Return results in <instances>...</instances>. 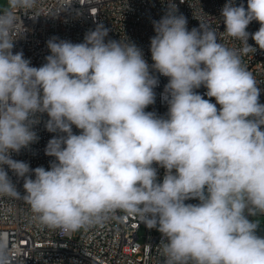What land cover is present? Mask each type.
Instances as JSON below:
<instances>
[{
  "label": "clouds",
  "instance_id": "clouds-1",
  "mask_svg": "<svg viewBox=\"0 0 264 264\" xmlns=\"http://www.w3.org/2000/svg\"><path fill=\"white\" fill-rule=\"evenodd\" d=\"M36 4L7 0L0 12V196L22 199L40 226L65 232L117 212L136 216L161 234V264H264L253 219L264 215V103L242 61L257 51L250 36L264 50V0L222 7L223 33L238 49L203 21L189 30L168 0L152 21L151 65L135 42L106 40L110 29L98 24L80 43L49 38L39 67L13 52L14 10ZM252 21L260 27L249 33ZM154 73L168 78L163 116L145 110L156 101ZM39 114L56 134L48 169L12 158L38 141ZM5 166L23 179V196ZM0 264H15L6 232Z\"/></svg>",
  "mask_w": 264,
  "mask_h": 264
},
{
  "label": "built area",
  "instance_id": "built-area-1",
  "mask_svg": "<svg viewBox=\"0 0 264 264\" xmlns=\"http://www.w3.org/2000/svg\"><path fill=\"white\" fill-rule=\"evenodd\" d=\"M226 2L174 0L177 14L186 17L189 30L198 28L200 21H203L217 31L221 43L238 49L241 47L240 41L223 33L225 25L221 9ZM234 3L247 7V0H234ZM167 10L168 0H37L32 10H14L18 21L13 33V39H17L13 52L22 50L31 65L39 67L50 54L46 44L49 38L55 36L80 43L87 31L103 24L110 29L106 40L128 38L143 50L145 59L151 65L150 38L155 35L152 21L159 20ZM259 27L257 21H252L246 30L254 33ZM248 43L257 51L242 56V61L258 82L261 89L259 99L264 103V50H259L251 36ZM154 74L159 78V85L154 89L156 101L145 110L163 116L167 113L168 105L161 94L168 78ZM196 91L204 95L207 89L201 87ZM204 98L209 99L206 95ZM211 102L215 103V99L211 98ZM39 119L40 123L34 126L38 141L20 153H12V158L28 163L32 169L39 166L48 169L54 158L45 155V148L56 134L45 129L47 114H39ZM79 131L73 126L74 133L79 134ZM5 169L23 196V179H17L7 166ZM158 174L162 180L164 169L159 168ZM186 203L195 204L198 201L189 200ZM142 227L145 234L144 242L140 243L139 231ZM0 232L9 234L15 264H161L158 250L161 234L147 228L136 216L122 212L115 213L102 226L65 232L40 226L33 219L30 206L22 199L0 196ZM257 234L264 236L258 231Z\"/></svg>",
  "mask_w": 264,
  "mask_h": 264
},
{
  "label": "rangeland",
  "instance_id": "rangeland-1",
  "mask_svg": "<svg viewBox=\"0 0 264 264\" xmlns=\"http://www.w3.org/2000/svg\"><path fill=\"white\" fill-rule=\"evenodd\" d=\"M8 7L7 5V0H0V11H4L6 10ZM254 219L258 220L259 223H260V227L262 228V230H264V215L262 216H257V217H254ZM158 232V231H157ZM144 234H145V228L142 227L139 231V241L140 243H143L144 242Z\"/></svg>",
  "mask_w": 264,
  "mask_h": 264
},
{
  "label": "water",
  "instance_id": "water-1",
  "mask_svg": "<svg viewBox=\"0 0 264 264\" xmlns=\"http://www.w3.org/2000/svg\"><path fill=\"white\" fill-rule=\"evenodd\" d=\"M257 231H258L260 234L264 235V230H262L261 227H259V228L257 229Z\"/></svg>",
  "mask_w": 264,
  "mask_h": 264
}]
</instances>
